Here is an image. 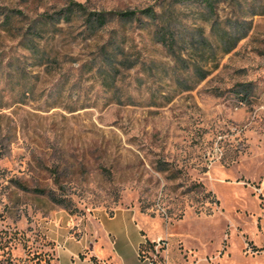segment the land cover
I'll use <instances>...</instances> for the list:
<instances>
[{
    "label": "rangeland",
    "instance_id": "rangeland-1",
    "mask_svg": "<svg viewBox=\"0 0 264 264\" xmlns=\"http://www.w3.org/2000/svg\"><path fill=\"white\" fill-rule=\"evenodd\" d=\"M213 4L0 0V264H70L120 210L152 264H264V0Z\"/></svg>",
    "mask_w": 264,
    "mask_h": 264
},
{
    "label": "crops",
    "instance_id": "crops-1",
    "mask_svg": "<svg viewBox=\"0 0 264 264\" xmlns=\"http://www.w3.org/2000/svg\"><path fill=\"white\" fill-rule=\"evenodd\" d=\"M121 213L129 214L127 217L134 228H113V223ZM103 218V221H99L98 249L89 251L88 254H84L82 250L76 254L71 253L70 264H94L92 259L96 260L97 264H149L146 258H139V247L149 240V237L137 221L136 214L129 210H120L110 217ZM168 264L175 263L168 261Z\"/></svg>",
    "mask_w": 264,
    "mask_h": 264
},
{
    "label": "trees",
    "instance_id": "trees-1",
    "mask_svg": "<svg viewBox=\"0 0 264 264\" xmlns=\"http://www.w3.org/2000/svg\"><path fill=\"white\" fill-rule=\"evenodd\" d=\"M176 2H182V1H197L201 3L206 9L209 11H212L214 0H175ZM73 5V8L66 9L62 14L63 17H70L72 15H82L83 18H85L87 23V29L94 32L97 29L103 28L108 22L112 21L113 19H119L123 21H131V19L134 17V14L132 13H119L117 15L110 14V13H104V12H88L85 10L83 5L71 3ZM148 17H152L151 12H146ZM41 194L47 195V197L55 204L61 205L64 208H68V201H66L64 198L56 197L53 192L42 190L40 191ZM210 195V194H208ZM148 248H153L152 244L149 241H146L143 245L139 247V258L145 259L147 258V250ZM35 259L38 263L43 262L44 264L50 263V258L47 257V255L42 254H35ZM94 264H97L96 260L92 259ZM55 264H57V258H55Z\"/></svg>",
    "mask_w": 264,
    "mask_h": 264
},
{
    "label": "built area",
    "instance_id": "built-area-1",
    "mask_svg": "<svg viewBox=\"0 0 264 264\" xmlns=\"http://www.w3.org/2000/svg\"><path fill=\"white\" fill-rule=\"evenodd\" d=\"M261 211H262V215L264 217V199L262 200V203H261ZM159 242V241H158ZM146 260L148 261L149 264H152L148 258H146Z\"/></svg>",
    "mask_w": 264,
    "mask_h": 264
}]
</instances>
